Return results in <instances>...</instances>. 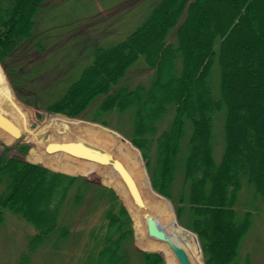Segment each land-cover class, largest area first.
Here are the masks:
<instances>
[{"label": "trees", "instance_id": "16d2710c", "mask_svg": "<svg viewBox=\"0 0 264 264\" xmlns=\"http://www.w3.org/2000/svg\"><path fill=\"white\" fill-rule=\"evenodd\" d=\"M47 1L0 0L1 61L25 49ZM35 47L42 50L40 43ZM92 55L80 78L46 110L80 117L103 97L97 112L134 111L131 142L153 168L152 187L172 201L179 224L196 234L206 264H231L252 218L249 211L242 220L236 218L243 182L264 201V0H152L143 24L118 44L96 46ZM140 59L154 69L149 83H122ZM168 106H173L172 121L159 132L158 122ZM219 113H224V150L216 162L213 123ZM51 122H56V131L64 128L62 136L73 120L53 116ZM187 124L191 133L184 144ZM87 128L84 143L89 146L91 136L99 137L103 130ZM17 150L23 152V147ZM57 160L80 174L85 170V160L65 150ZM119 161L141 199L147 187L158 194L130 142ZM178 171L182 189L175 197L171 187ZM0 185L5 189L0 193V225L5 210L31 223L37 231L29 241L31 250L51 237L55 242L69 238L70 228L58 225L61 212L67 206L83 207L95 195L96 203L104 202L103 219L88 233L83 264H129L125 244L133 239L132 223L111 189L28 164L7 148L0 152ZM111 186L134 219L138 207L124 185L114 176ZM138 255L140 264H163L158 253Z\"/></svg>", "mask_w": 264, "mask_h": 264}, {"label": "rangeland", "instance_id": "374dc122", "mask_svg": "<svg viewBox=\"0 0 264 264\" xmlns=\"http://www.w3.org/2000/svg\"><path fill=\"white\" fill-rule=\"evenodd\" d=\"M151 1L48 0L36 19L35 34L25 43V49L18 48L4 61L0 59V151L7 148L12 157L20 158L28 164L51 172L83 177L111 189L127 209L122 195L111 186L114 174L110 169L85 160V170L80 174L74 166L58 161V153L62 150L51 151L50 146L58 143L86 145L84 130L98 125L116 132L118 136L105 131L99 137L92 135L93 141L89 147L107 152L119 161L127 143H132L134 111H113L108 114L97 112L96 108L103 97L96 98L80 117L75 118L47 111L46 108L61 99L71 84L80 78L83 70L91 64L92 51L96 46L106 47L122 42L143 24ZM173 37L174 32L169 41ZM37 43L42 46L41 51L35 47ZM153 72L154 69L147 68L140 59L129 68L122 83L131 87L137 83L147 85ZM216 84L213 83V94L217 98L218 81ZM173 113V106H168L158 122L159 132L168 129ZM53 116L75 120L61 136L64 128L60 126L58 131L53 129L56 123L51 122ZM223 122L224 113H219L213 123L216 162L221 160L224 150ZM185 132L184 144L191 133L190 125L187 124ZM18 147H23V152L17 150ZM139 153L145 164L146 176H149L153 168L146 166V160ZM175 177L171 193L177 197L182 189L181 172L178 171ZM4 190V186L0 185V193ZM103 203H96L93 195L88 197L83 207H65L59 216L58 225L70 228L69 238L55 242L56 238L51 237L34 250L29 249V241L37 234L36 228L20 216L3 211L0 264H83L82 259L85 258L84 252L89 242L88 233L102 223ZM142 203L143 207L137 208L135 219L128 209L133 230V239L125 244L129 251V264H140L139 252L158 253L163 264H178L167 244L147 237L144 219L148 215L188 256L201 255L198 238L179 224L172 201L170 206L162 196L147 188ZM235 211L238 221L243 219L246 211L252 213V218L231 264H264V201L254 197L253 190L245 181L238 194ZM201 258L203 264H206L203 251Z\"/></svg>", "mask_w": 264, "mask_h": 264}, {"label": "water", "instance_id": "95a60500", "mask_svg": "<svg viewBox=\"0 0 264 264\" xmlns=\"http://www.w3.org/2000/svg\"><path fill=\"white\" fill-rule=\"evenodd\" d=\"M97 127L112 136H118V134L114 131H111L101 126ZM58 149L65 150L70 155L76 158H81L88 162L95 163L97 165L110 169L112 174H114V176H116L124 185L127 190L128 196L133 200L134 204H136V206L139 208L143 207L140 193L133 179L126 171L125 167L121 164V162L114 159L109 153L79 143H69L62 145L56 144L50 146L51 151ZM164 199L168 201L166 198ZM144 223L147 236L150 239L167 244L171 253L174 255L175 259L179 264H192L186 252L181 247L177 246L171 241L169 236L160 227V225L156 222L153 217L149 215L146 216L144 219Z\"/></svg>", "mask_w": 264, "mask_h": 264}, {"label": "bare ground", "instance_id": "6f19581e", "mask_svg": "<svg viewBox=\"0 0 264 264\" xmlns=\"http://www.w3.org/2000/svg\"><path fill=\"white\" fill-rule=\"evenodd\" d=\"M132 144V143H131ZM133 145V144H132ZM135 147V146H134ZM136 148V147H135ZM122 153V152H121ZM147 188H149V187H147ZM146 191H147V189H146ZM153 192V191H152ZM146 193V192H145ZM145 193H144V195H143V198H144V196H145ZM149 193V192H148ZM154 193V192H153ZM158 196H160V195H158ZM143 198H142V200H143ZM164 198V197H163ZM137 212V211H136ZM135 215H136V213H135ZM134 219H135V217H134ZM174 243V242H173ZM175 244V243H174ZM177 245V244H176ZM178 246V245H177ZM167 248H169V246L167 245ZM189 257V259H190V261H191V263L192 264H203V262H202V258H201V255H199V257L198 256H195V255H192V256H188Z\"/></svg>", "mask_w": 264, "mask_h": 264}]
</instances>
